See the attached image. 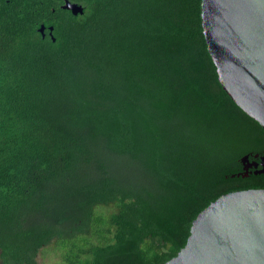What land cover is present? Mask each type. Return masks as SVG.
I'll return each instance as SVG.
<instances>
[{"label":"trees","instance_id":"1","mask_svg":"<svg viewBox=\"0 0 264 264\" xmlns=\"http://www.w3.org/2000/svg\"><path fill=\"white\" fill-rule=\"evenodd\" d=\"M70 1L0 0V264L54 241L63 264H165L210 204L264 189L242 168L264 129L220 83L202 0Z\"/></svg>","mask_w":264,"mask_h":264},{"label":"water","instance_id":"2","mask_svg":"<svg viewBox=\"0 0 264 264\" xmlns=\"http://www.w3.org/2000/svg\"><path fill=\"white\" fill-rule=\"evenodd\" d=\"M63 1V10L84 14L82 5ZM202 19L220 83L264 129V0H202ZM46 29H39L43 38ZM49 31L55 42L54 27ZM243 162L250 165L247 157ZM165 264H264V189L230 192L210 204Z\"/></svg>","mask_w":264,"mask_h":264},{"label":"rangeland","instance_id":"3","mask_svg":"<svg viewBox=\"0 0 264 264\" xmlns=\"http://www.w3.org/2000/svg\"><path fill=\"white\" fill-rule=\"evenodd\" d=\"M250 170L253 168V164L246 165ZM118 174H122V171H117ZM104 207V206H103ZM111 208V207H104ZM37 264H63V259L60 252L57 251V242L54 241L50 245L46 246L40 251L37 258Z\"/></svg>","mask_w":264,"mask_h":264},{"label":"flooded vegetation","instance_id":"4","mask_svg":"<svg viewBox=\"0 0 264 264\" xmlns=\"http://www.w3.org/2000/svg\"><path fill=\"white\" fill-rule=\"evenodd\" d=\"M64 4H65V2H64ZM47 36H49L50 38H52L50 36V31H49L48 28L45 30V38H47ZM45 38H43V39H45ZM246 157L249 160V164H253V168H255V170H256L255 175H264V156L261 157L259 154H256V155L247 154V155H245L242 158V168H243V172H244V175L243 176L244 177H249L250 176L249 169L246 170V164L243 162V160ZM238 176H241V174H239Z\"/></svg>","mask_w":264,"mask_h":264}]
</instances>
